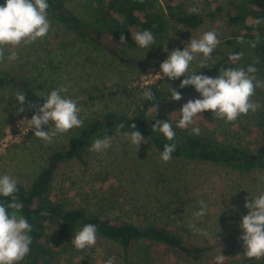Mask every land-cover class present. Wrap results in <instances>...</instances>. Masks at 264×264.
I'll return each mask as SVG.
<instances>
[{"label":"rangeland","instance_id":"obj_1","mask_svg":"<svg viewBox=\"0 0 264 264\" xmlns=\"http://www.w3.org/2000/svg\"><path fill=\"white\" fill-rule=\"evenodd\" d=\"M153 2L166 20V26L154 35L155 44L149 49L140 48L136 43L124 45L114 38L109 41L105 35L96 36L97 41L113 47V50L106 49L49 16L52 29L47 37L21 47L20 58L15 62L0 63V73L14 77L19 83L0 85V138L8 139L0 147V174L7 172L18 184L29 187L47 166L53 152L69 149L82 129L109 113L126 118H136L142 113L150 121L169 120L173 127L185 133L199 127L200 136L250 152L264 143V89L257 88L252 98L262 105L257 112L226 122L216 118L211 110H205L194 117L195 123L186 129L176 127V123L184 103L202 98L196 90L182 95L179 101L165 98L151 106L143 96L145 87L154 92L179 85L185 76L175 80L158 78L162 76L158 73L161 62L171 50H183L192 37L199 38L209 30L218 32L220 44L207 61L209 66L200 69L202 56H197L190 65V72L208 70V76L216 77L223 68H247L258 59L255 76L264 80V24L255 25L262 35L253 48L250 42L257 38H243L245 43H237L238 30L243 26L229 19V15L236 13L234 6L238 0L189 1L187 9L197 7L202 17V23L196 28L173 23L168 17L167 3L164 0ZM65 5L94 30L102 27L91 0H66ZM253 16L248 14L247 21L251 22ZM237 48L243 53L242 59L230 61L229 54L235 53ZM117 54L129 62L122 61ZM69 84L71 87L65 95L77 100L81 107L83 127L58 134L54 142L47 145L31 130L24 134L36 111L27 103L42 105L43 96L52 89ZM23 91L25 110L17 113L21 105L15 94ZM51 127L53 125L46 126V130ZM140 132L145 142L138 149L129 139L131 131H112L107 134L115 135L110 148L97 152L91 150L90 145L81 152L82 159L70 157L62 161L53 173L48 196L65 209L82 208L88 214L140 226L155 223L178 233L191 244L206 248L197 257L179 259L158 245L152 246V254L148 256L146 249L150 245L138 242L133 248L134 264H215V257L220 253L225 256L224 264H264V258H247L243 241L239 239L243 234L240 222L249 211L244 207L246 200L251 202V197L264 192V170L255 168L244 172L222 164L184 158H172L165 163L152 137ZM201 199L208 203V211L197 219L194 213L199 210ZM81 228L77 226L66 232L55 227L46 230L51 264H105L110 257L114 258V264H125L120 246L99 236L94 246L77 250L71 240Z\"/></svg>","mask_w":264,"mask_h":264},{"label":"clouds","instance_id":"obj_2","mask_svg":"<svg viewBox=\"0 0 264 264\" xmlns=\"http://www.w3.org/2000/svg\"><path fill=\"white\" fill-rule=\"evenodd\" d=\"M48 0H4L0 4V63L5 60L15 62L20 58V48L28 47L38 40L47 37L52 29L49 19ZM191 13L198 12L197 7L190 9ZM253 24L258 26L264 24V18H256ZM133 39L140 48L149 49L155 44V37L150 30H141L135 33ZM237 43H245L242 36L237 37ZM121 42L126 38L120 36ZM256 41L250 42L251 47H256ZM220 44L218 32L209 30L203 32L199 38L192 37L183 50L173 49L168 53L166 59L160 64L162 76L169 80L179 79L180 88L194 86L195 90L202 98L189 99L180 108V118L176 127L186 129L195 123L194 117L200 115L205 110H211L216 118L226 122H233L241 115L255 113L261 109L262 105L252 98L255 96L256 89H264V80L256 78L255 67L259 60L256 59L251 65L245 67L223 68L216 77L205 74H198L196 71L190 72L191 63L197 56H202L198 67L209 66L207 61L212 57V53ZM243 53L229 54L230 61H239ZM71 85L61 86L52 89L45 97V102L37 106L28 102L29 108L36 111L29 119L28 129L23 131L27 134L29 130L34 135L45 142L51 144L58 134L69 132L73 128L83 127L84 120L81 118V107L77 100L71 98L68 93ZM143 96L145 101H155V94L150 87H145ZM171 99L181 100L182 94L171 87ZM15 98L21 107L16 109L17 113L23 112L26 101L25 93L17 92ZM52 121V123H49ZM53 125L46 130V126ZM123 123L118 125L116 132L123 129ZM136 129V124L130 125ZM153 132L163 134L168 141H174L176 133L169 120H156L152 125ZM193 134L199 135L201 129L192 127ZM115 136V135H114ZM114 136L105 135L103 139L97 138L92 142L91 150L101 151L110 148ZM129 139L133 145L139 148L145 137L139 130H132ZM176 150L175 143H166L161 152V159L165 163L172 159V153ZM18 180L7 172L0 174V197L10 198L0 200V264H21L26 256L30 254L32 237V224L22 214L23 204L19 202ZM200 208L194 213L197 219L203 218L208 211V203L201 199ZM244 207L248 214L243 215L240 228L243 234L239 237L244 244V255L249 259L264 258V192L251 197V202L246 200ZM200 232V229H196ZM98 228L93 223H86L78 230L72 238L71 243L77 250H84L94 246L97 242ZM207 235V233H203ZM225 256L219 254L215 257V264H224ZM105 264H114V258H108Z\"/></svg>","mask_w":264,"mask_h":264},{"label":"trees","instance_id":"obj_3","mask_svg":"<svg viewBox=\"0 0 264 264\" xmlns=\"http://www.w3.org/2000/svg\"><path fill=\"white\" fill-rule=\"evenodd\" d=\"M66 0H48L49 16L56 22L73 30L77 35L95 42L103 48H110L106 44L97 41L96 36L105 35L108 40L114 38L116 42L124 45H135L133 39L136 32L150 30L153 35L161 33L166 26V20L162 13L154 8L153 0H91L93 8L101 21L102 27L94 30L87 22L77 17L65 5ZM191 0H164L169 8L168 17L173 23L182 25L185 28H196L202 23L201 15L191 13L187 9ZM211 3L213 0H203ZM4 0H0L3 4ZM250 6V7H248ZM236 13L229 15L230 21L241 23L238 35L243 38H257L262 35L261 30L255 27L253 21L256 18H264V0H238L234 6ZM252 14L253 20L247 21V15ZM124 35L126 40L121 42L120 36ZM239 49L235 50L238 53ZM117 56L124 62H129L123 55ZM208 70L198 71V74L208 75ZM18 85V81L0 73V85ZM23 85V84H22ZM180 85V84H179ZM177 89L182 95L195 91L194 86ZM155 101H146L151 106L161 99L171 98V87L165 90H155ZM156 121L146 119L141 113L136 118H126L117 114L109 113L100 121L91 122L82 129L78 140L67 150L53 152L48 160L47 166L32 181L29 187L18 184L19 202L23 204L22 214L32 224V244L30 254L25 257L21 264H51V249L45 238L46 230L50 227L66 232L77 226L83 227L86 223H93L97 226V236L116 242L123 254L125 264H134L133 248L138 242L147 243L150 246L146 249L147 255L152 254V246L158 245L169 250L179 259H189L204 253L205 247L191 244L182 238L178 233L173 232L161 225L151 223L146 226L136 225L131 222L109 218L99 214H88L82 208L65 209L59 203L53 201L47 194L50 187L53 173L62 161L70 157L82 159L81 152L84 148L92 145L97 138L116 131L118 125L123 123L125 127L119 131L139 130L152 137L154 146L162 152L166 143H175L176 150L172 158H184L212 162L229 166L233 169L248 172L255 168L264 170V143L254 152L240 147L221 144L218 141L196 135L185 133L175 127L176 137L174 141H168L163 134L153 132L152 125ZM136 124V129L130 127ZM7 197H0V200H9Z\"/></svg>","mask_w":264,"mask_h":264},{"label":"built area","instance_id":"obj_4","mask_svg":"<svg viewBox=\"0 0 264 264\" xmlns=\"http://www.w3.org/2000/svg\"><path fill=\"white\" fill-rule=\"evenodd\" d=\"M7 141H8V139H6V138H0V147H2L4 144H6Z\"/></svg>","mask_w":264,"mask_h":264},{"label":"water","instance_id":"obj_5","mask_svg":"<svg viewBox=\"0 0 264 264\" xmlns=\"http://www.w3.org/2000/svg\"><path fill=\"white\" fill-rule=\"evenodd\" d=\"M146 106H144V108H145Z\"/></svg>","mask_w":264,"mask_h":264}]
</instances>
